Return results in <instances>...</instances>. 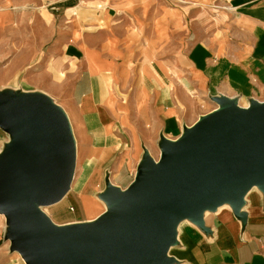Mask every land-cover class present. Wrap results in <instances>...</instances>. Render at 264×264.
Returning a JSON list of instances; mask_svg holds the SVG:
<instances>
[{
	"label": "crops",
	"instance_id": "1",
	"mask_svg": "<svg viewBox=\"0 0 264 264\" xmlns=\"http://www.w3.org/2000/svg\"><path fill=\"white\" fill-rule=\"evenodd\" d=\"M209 1L0 7V93L53 104L73 142L72 177L55 202L68 199L73 217L48 216L54 225L86 223L87 203L101 213L107 186L128 188L144 156L158 161L163 142L216 109L215 97L264 100V0H223L217 40L204 38L215 23ZM9 123L0 117V155L16 145ZM0 216V264H26ZM167 256L166 264H264V192L252 187L237 211L226 202L181 220Z\"/></svg>",
	"mask_w": 264,
	"mask_h": 264
},
{
	"label": "water",
	"instance_id": "2",
	"mask_svg": "<svg viewBox=\"0 0 264 264\" xmlns=\"http://www.w3.org/2000/svg\"><path fill=\"white\" fill-rule=\"evenodd\" d=\"M222 96L220 110L163 142L158 161L145 155L128 188L108 185L94 221L61 228L39 208L59 201L72 177L65 117L40 97L0 93V117L16 140L0 155L11 248L26 264H166L181 220L226 202L237 211L252 187L264 192V104L239 110Z\"/></svg>",
	"mask_w": 264,
	"mask_h": 264
},
{
	"label": "rangeland",
	"instance_id": "3",
	"mask_svg": "<svg viewBox=\"0 0 264 264\" xmlns=\"http://www.w3.org/2000/svg\"><path fill=\"white\" fill-rule=\"evenodd\" d=\"M28 2L30 7H39V6H44V8L47 6L48 2L50 3L48 5V10L50 12H52V7L55 4H51L52 0H0V7L5 8V7H11V6H22L26 5V3ZM209 12H210V16L212 15L213 17H215V19H213L215 21L214 24H210L209 27L210 28H204V38H208L210 40H217L218 37L222 36L223 31L222 29L224 28V24L222 20V18H219L217 15L220 14V12H223V6H225L223 4V0H210L209 1ZM57 15V14H56ZM209 21H213L211 20V18H207ZM208 27V26H207ZM226 97H236V96H226ZM239 104L242 106H247L245 104H248L247 101H245L244 99H239ZM240 100H242L243 102H240ZM257 100V99H255ZM263 101V100H261ZM216 103V108H218L217 101ZM102 203L106 206L105 201L103 200ZM69 205V201L68 199H62L60 202L58 203H53L47 206H42L40 210L43 211V213H45L47 216H49L55 223H62L68 219H70L71 217H73V212L69 211L68 206ZM81 208V207H80ZM97 214H101L103 213L106 208L102 207L100 208V210L102 211L101 213H99V209L97 206ZM1 215V214H0ZM96 215V214H95ZM1 217V216H0Z\"/></svg>",
	"mask_w": 264,
	"mask_h": 264
},
{
	"label": "bare ground",
	"instance_id": "4",
	"mask_svg": "<svg viewBox=\"0 0 264 264\" xmlns=\"http://www.w3.org/2000/svg\"><path fill=\"white\" fill-rule=\"evenodd\" d=\"M262 104H264V100L263 101L255 100L253 104H249L248 103V105L244 107V106H242V105L239 104V100H238L237 97H232V98L231 97H226V105H228V106H234V107H236L239 110H249V109H251L255 105H262ZM221 108L222 107L220 105H218V108L217 109L220 110ZM223 201H224V199L222 200V202ZM86 206H87V212H88V221L86 223H89V222L94 221L100 214L99 215L97 214V210H96L97 209V205L96 204L87 203ZM40 211L43 212L42 210H40ZM82 224H85V223H82ZM57 227H59V226H57ZM65 227H67V226H64V227H61V228H65Z\"/></svg>",
	"mask_w": 264,
	"mask_h": 264
}]
</instances>
